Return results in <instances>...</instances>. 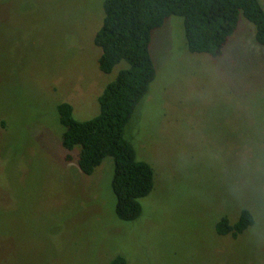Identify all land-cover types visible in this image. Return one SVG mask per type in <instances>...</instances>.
Instances as JSON below:
<instances>
[{
	"label": "rangeland",
	"instance_id": "obj_1",
	"mask_svg": "<svg viewBox=\"0 0 264 264\" xmlns=\"http://www.w3.org/2000/svg\"><path fill=\"white\" fill-rule=\"evenodd\" d=\"M105 0H0V264H264V228L235 241L216 220L264 215V47L241 16L218 57L188 49L184 19L152 34L157 75L125 129L155 188L115 213L114 161L93 175L62 145L57 106L100 113L120 71H100ZM264 7V0H260ZM72 156L68 160L67 156ZM262 212V213H261Z\"/></svg>",
	"mask_w": 264,
	"mask_h": 264
},
{
	"label": "trees",
	"instance_id": "obj_2",
	"mask_svg": "<svg viewBox=\"0 0 264 264\" xmlns=\"http://www.w3.org/2000/svg\"><path fill=\"white\" fill-rule=\"evenodd\" d=\"M104 13L94 39L102 50L99 69L109 74L122 62L129 67L107 85L99 97L100 113L93 119L77 120L73 105L67 102L57 109L65 128L62 145L67 151L80 147L78 164L85 175H93L105 159H113L115 213L130 222L141 216L140 201L155 188L154 168L138 159L134 145L125 137L128 123L157 75L151 54L153 32L171 16L183 17L189 51L218 57L243 15L256 26V41L264 47V7L260 0H105ZM67 159L73 158L68 155ZM252 211L243 208L234 222L227 215L220 216L214 225L216 234L237 241L246 232L254 234L259 225L264 228V215L262 220ZM107 264L129 261L116 255Z\"/></svg>",
	"mask_w": 264,
	"mask_h": 264
}]
</instances>
